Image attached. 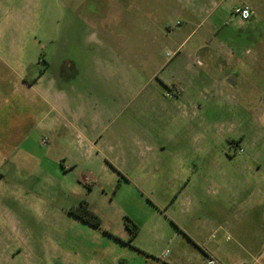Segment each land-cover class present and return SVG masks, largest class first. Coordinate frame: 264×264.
<instances>
[{
    "label": "rangeland",
    "instance_id": "1",
    "mask_svg": "<svg viewBox=\"0 0 264 264\" xmlns=\"http://www.w3.org/2000/svg\"><path fill=\"white\" fill-rule=\"evenodd\" d=\"M211 13L206 48L176 47L198 17L166 27L143 0H0V40L35 74L70 61L97 128L81 151L46 134L0 163V264H202L208 249L264 264V21Z\"/></svg>",
    "mask_w": 264,
    "mask_h": 264
},
{
    "label": "crops",
    "instance_id": "2",
    "mask_svg": "<svg viewBox=\"0 0 264 264\" xmlns=\"http://www.w3.org/2000/svg\"><path fill=\"white\" fill-rule=\"evenodd\" d=\"M237 5H246L252 11L249 21L241 22L237 19L244 24L242 28L249 30L252 25L264 21V0H143V13L151 16L153 11H158V15L162 17L161 22H165L166 27L170 24L174 27L177 23L176 17L181 13L183 16L198 17V21H202L199 23L201 26L204 20L200 18L211 16V11H223V15H228L227 18H233L231 11ZM167 17H175L173 23H169ZM206 24L210 23L206 21ZM212 25L210 24L211 27ZM205 26L203 24L202 27L192 30L180 44L174 42L171 45L180 47L188 41L189 47L206 48L205 44L210 40V35L209 31H204ZM177 30L170 31L169 34H175ZM18 43L0 40V144L15 145L13 152L10 151L11 154L3 153L0 148L2 167L7 166L10 157H15L14 150L19 145L37 142L40 144L42 137L48 143L46 134L63 139L66 144L79 151L86 143L93 144L92 139L97 128L95 129L94 121L90 127L85 125L86 111L76 106L80 94L75 89L74 78L64 74V63L71 62L62 58L58 61H46L43 58V64L36 63L38 74H35L34 64L24 61V50H20ZM163 54L170 59L174 55L170 51ZM21 129L23 133L20 136ZM209 252L212 253L209 249L203 252L202 264ZM165 259L160 258L162 261ZM115 260L117 259L112 258V262ZM165 263L173 264L168 261Z\"/></svg>",
    "mask_w": 264,
    "mask_h": 264
},
{
    "label": "built area",
    "instance_id": "3",
    "mask_svg": "<svg viewBox=\"0 0 264 264\" xmlns=\"http://www.w3.org/2000/svg\"><path fill=\"white\" fill-rule=\"evenodd\" d=\"M231 14L234 18L238 19L241 22H247L249 21L251 17V11L248 6L246 5H237L232 8ZM167 56H170L169 53L166 54ZM40 144L41 145H46L47 144V139L45 137H42L40 139ZM239 152H242V149H239ZM168 252H164L161 254L160 258L165 259L167 256ZM204 264H221L217 259L213 258L210 255L206 256L205 263ZM252 264H263L257 260H254Z\"/></svg>",
    "mask_w": 264,
    "mask_h": 264
},
{
    "label": "trees",
    "instance_id": "4",
    "mask_svg": "<svg viewBox=\"0 0 264 264\" xmlns=\"http://www.w3.org/2000/svg\"><path fill=\"white\" fill-rule=\"evenodd\" d=\"M43 63L42 60H39L38 61V64L41 65ZM173 87V85H172ZM79 208L82 209V212H83V216H80V218L82 219L83 222L85 223H88L90 225H92L93 227H98L99 226V219L91 212L87 209V205L86 203H81L79 205ZM91 217L93 219V222H90V219L89 218ZM130 222V221H129ZM135 228V227H134ZM135 231H136V228L135 230L133 229V234H135Z\"/></svg>",
    "mask_w": 264,
    "mask_h": 264
}]
</instances>
